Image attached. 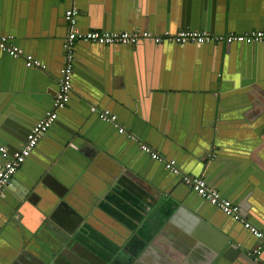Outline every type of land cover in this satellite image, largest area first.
<instances>
[{"label":"crops","instance_id":"crops-1","mask_svg":"<svg viewBox=\"0 0 264 264\" xmlns=\"http://www.w3.org/2000/svg\"><path fill=\"white\" fill-rule=\"evenodd\" d=\"M46 1L0 0L4 11L9 10L11 15H18L21 19L37 15V9L43 11V18ZM50 1L52 4L57 3V8L62 2ZM180 1L146 0L145 3L144 0H81L80 4L87 8L88 16L79 21V29L82 32H103L99 28L91 27L116 28L119 27L117 22H121L122 27L129 24L130 16L140 12L143 7L146 11L143 15L138 14V18H149L152 24H159L163 29L168 15L167 3L170 2L177 11ZM162 4L164 9L161 8ZM187 9L186 2L185 12ZM189 10L191 12V8ZM206 12L208 15L210 9ZM210 22L212 31L209 33L215 35L223 31L227 34L244 33L253 29L264 30V0H212L208 25ZM53 42L57 44L53 45L48 57L52 69H55L56 64L52 62L56 56L54 50L59 48L61 52L62 43L61 40ZM38 46L46 52V42L40 40ZM77 54L81 72L90 75L103 86V100L116 101V106H112L113 111L119 112L128 123V134L141 139L144 137L153 143V148L158 147L159 153L176 160L182 169L195 172L202 169L194 152L206 149L205 145L215 135L216 143L221 145L219 159L222 160L213 168L212 182L208 184L212 188L215 184L223 197L238 204L243 216L259 227L254 221L261 223L264 220V47L237 46L226 52L213 47L178 50L166 45H142L138 49L115 52L109 47L100 48L78 43ZM218 73L220 77H217ZM42 78L48 79L42 73L27 71L22 63L0 64V146L9 149L8 146L17 148L20 144L13 138L14 135L19 136L21 124L17 117L24 116V110H37L38 113L45 95L43 93H46L37 87L38 80ZM46 96L49 103L48 93ZM78 117L79 113L73 109H68L61 115L58 124L51 130L50 141L44 143L41 150L39 142L33 153H37V157L29 161L27 171L22 174L25 179V174L38 160L47 159L49 149H56L53 144L66 149L57 159L59 161H56L57 166L61 167L57 169L56 175L53 173L54 177L50 179L52 184L48 185L45 181L36 188L35 194L28 195L33 207L46 209L48 201L53 202L56 197L54 191L57 190L53 179L73 187V192L68 195L72 202L75 201L74 198L83 200L84 203L93 201L92 192H102L101 175L111 166V163L99 157L102 151L98 149L97 143L109 136L112 139L109 150L113 156L126 161V158L129 161L134 158L138 167L148 165L147 172L151 179L159 174L158 170L162 171L160 174L169 177L160 164L154 163L147 155L140 154L134 144L118 134L115 135L114 129L109 127L105 129L107 131L99 132L94 137L96 127L87 125L84 128L86 122L82 120L85 123L79 125L77 130L84 131V137L77 133L71 140L66 132L72 135L77 131L71 127V123ZM65 136L67 146L63 145L65 141L60 140ZM158 138L162 141L161 146L156 141ZM2 162L0 155V168ZM90 186H94L95 190ZM16 188L20 190L22 185L18 183ZM176 188V195L190 194L185 185L177 184ZM171 193L167 187L164 195L169 199L163 201L166 210L158 223H168L172 215V210L169 209L172 203ZM1 206L0 199V211ZM103 215H96L95 233H99V236L84 240V243L86 249L93 248L100 252L101 254L95 255L107 263L113 257H110L107 250L118 246L116 252L122 251L115 264H122L124 261L135 264L142 249L154 237L155 246L150 247L145 253V259L137 264H201L205 257L210 258L207 251L212 248V244L202 236L207 229L198 219L199 215L192 210L183 208L174 221H171L166 233L160 236L151 228L153 222L149 218L144 230L137 234L130 245V237L125 239L124 232H121L122 236L114 246L104 236L109 233V226L114 224ZM5 235V240L0 242V264H11L13 259L9 261L4 258V251L8 249L21 252L23 244L19 237H12L7 233ZM126 245L129 247L123 250ZM216 263L214 261L212 264Z\"/></svg>","mask_w":264,"mask_h":264},{"label":"water","instance_id":"water-1","mask_svg":"<svg viewBox=\"0 0 264 264\" xmlns=\"http://www.w3.org/2000/svg\"><path fill=\"white\" fill-rule=\"evenodd\" d=\"M61 1V5L57 8V3L52 4L50 0V3L47 0L44 17L42 18L43 11L41 12L37 9V15L30 18L28 17V19H21L18 15H11L9 10L4 11L0 2V35L8 38L10 43L21 48L26 55L33 54L32 56L40 61L45 68H29L26 66V59L24 57L11 56L2 51L1 48L0 64L4 62L22 63L27 71L42 73L45 77H48V79L42 78V80H38L37 82L38 89L43 90V92L46 91V93H43L45 95H43L44 97L40 104V109H38V113L37 110H33V112L24 110V116L20 118L17 117L21 124L20 130H18L19 136L16 137L14 135L13 138L20 144H18L17 148L8 146L9 149H7V153L9 155H13L24 146L32 128L37 122L45 118L47 112L52 109L53 103L59 94V79L65 62L64 44L69 31L65 17L66 11L71 7H75L79 11L77 16L78 29L79 21H82L88 16L87 8L80 4L81 0ZM144 1L146 3V0ZM186 2L188 9L185 12L184 7ZM211 2L212 0H181L180 8H178L177 11L174 10V7L171 6L170 2L167 3L166 8L168 15H166L165 12L166 22L163 29V26L161 27L159 24H152L149 18H138V14L143 15L145 13L146 9H144V7L140 12L138 11L135 15L130 16L128 20L130 23L123 26L121 25L122 27H120L121 22H117L119 27L116 28L97 26L91 28H99L103 30V32L107 31L115 33H131L133 31L144 32L145 30H150L154 33H164L168 31L172 34H175L178 30H205L210 32L212 31V27L211 22L208 25V21L211 17ZM9 4H11V1H9ZM163 5L164 4H162L161 8H163ZM190 8L191 12L189 10ZM209 9L210 12L207 15L206 10L209 11ZM150 16L151 14H149V17ZM79 31L82 32L81 29H79ZM88 32L89 31L82 33ZM219 34L224 35L225 31ZM40 40H43L47 44V50L45 53L40 46H38ZM53 40H61L62 43L61 52L57 46V49L54 50L56 51V56L52 62L56 64L55 69H52L51 60L48 57V53L53 45L57 44L56 42H53ZM78 43L93 45L94 47L100 48L109 47L115 52L120 50L125 52V49H138L139 46L141 47L142 45L155 47L166 45L178 50H186L190 48L207 49L208 47H213L221 49L222 51L224 49L226 52L228 49L237 46L264 47V44L260 43L228 44L214 41L208 44L184 45L174 42L156 44L150 41H140L136 45L117 44L111 46L79 41L76 43L72 90L69 101L66 106L60 110L53 126L39 141L41 142L40 150L44 143L50 141L49 138L52 135L51 130L54 129L53 127L55 124H58L61 115L68 109H73L76 110L80 116L74 118L71 123V127L75 131L79 128V125L82 126L86 122L84 128L87 125H94L96 127L94 131L95 137L99 132L104 133L107 131L105 129H108L109 127L114 129L115 135L118 134L121 138L134 144L135 149L140 154L147 155L151 158V155L144 153L140 149V143L137 140L128 137V123L124 121L125 119L121 117L119 112L113 111L112 106H116V101L112 100L106 102L103 100L105 98L103 86L93 80L90 75L81 72L77 54ZM52 70L56 71L53 72ZM217 77H220L219 73L217 74ZM47 93L49 95V103L46 96ZM92 108L110 110L116 115L117 121L111 123L101 119L96 112L92 111ZM82 120H85V122L82 123ZM120 128H123L125 133H120ZM77 133L84 137V131L80 130L73 132V136L66 132V136H69L72 140ZM66 136L60 139L63 142L65 141V143H63L65 146L68 145ZM111 140L112 139L109 136L105 140L100 139L98 141L99 143H97L98 149L102 151L100 152L99 157L104 161L111 163L110 169H106V173L101 175L103 181L102 192L100 194L92 192V195L94 196L93 201H87V199H85L87 202L84 203L83 200L74 198L75 201L72 202L68 195L73 192V187L66 182L61 181L58 183L53 179V183L57 188V190L54 191L56 197L53 202L48 201L49 205L46 209L41 210L38 206L33 207L28 198L30 194L36 193L35 190L41 186V183H45L46 181L48 185L52 184L50 179L54 177L53 173L56 175L57 169L61 167V165L57 166L56 163L59 161H57V159L63 155L66 149H62L64 146L59 147L57 144H53L56 145V149L55 147L54 149H49V157L47 159L44 158L38 160L35 166L25 174L24 179L22 174L27 171L29 161L37 157V153L33 155L36 148L32 151L26 162L14 174L11 182L0 192V199L2 201L0 211V242L5 240L4 235L7 233L12 237L14 235L19 237L23 244L21 252L20 250L15 251L5 248L4 258H7L9 261L13 259L11 264H20V262H23V264H97L96 261L100 262L99 264H115L122 251L121 250L119 253L116 252L118 246H116V248H109L107 250L108 252L106 251L110 254V257L113 256L108 263L96 256V252L93 253L96 250H93V248L85 250L84 240L99 236V233H95L97 231L96 215L98 213L102 215L104 214L105 218L114 224L109 226V228L111 227L109 233L104 234L105 238L111 241V244L114 246L116 245L117 239L122 236L123 232V237L125 239L129 237L132 238V240L129 238L128 241V244L130 245L137 234L144 230L149 218H151V221L153 222L151 228L156 230L157 236L165 234L171 221H174L183 208L192 210L199 215L198 219L207 229L202 236L207 238L212 244V248L207 251L210 258L207 259L205 257V260L200 262L201 264H212L214 261L217 262L216 264H264V239L254 236L248 229L244 228L241 220H236L223 213L219 208L201 197L196 191L183 183L182 175L172 173L165 168L164 163L151 158L154 163L160 164L169 175V177L162 175L160 174L162 171L158 170L159 174H155L154 178L151 179L149 178L151 175L147 172L148 165L138 167L135 164L134 158L130 161L126 158V161L120 157L113 156V153L109 150ZM142 141L153 146V143L144 137H142ZM156 141L161 146L162 141L159 138L156 139ZM205 146L206 149L202 150V152H194L199 158V163L202 169L196 172L187 169L182 170L185 173L191 172L194 176L203 177L209 183L212 182L211 172L213 168L217 163L221 162L220 160H222L219 159L221 145L216 143V136L214 135L209 139L208 144ZM154 148L158 151V147ZM42 150L45 149L42 148ZM160 154L163 155V153ZM2 159V164H4L6 160L4 158ZM155 171L157 172V170ZM70 181H72V179H70ZM17 182L22 185V189L18 190V188H16L18 186ZM177 184L185 185V189L189 190L190 194L183 196L180 192L181 194L176 195L174 192H178L176 188ZM167 187L172 191L170 198L172 203L169 206V209L172 210V215L169 218L168 223L163 224L162 222L158 223L157 221L162 220L166 210L163 201L165 202L169 199L168 196L164 195ZM90 188L95 190L94 186H90ZM213 188L217 190L215 184ZM241 215L243 216L242 213ZM243 218L248 220L244 216ZM260 222L261 223L254 221V223L259 225L258 228L264 232V220H261ZM116 225H118V227H116ZM133 229L136 230L133 231ZM124 238L123 241L125 240ZM154 240L155 237L153 239L151 238L149 245L146 246L145 249H142L139 254L140 257L135 264L139 261L142 262L145 259V253L149 251L150 247L155 246ZM206 241L205 243H207ZM129 245L123 247V250L127 249ZM89 250L90 254L87 253ZM10 252H13V254L10 255ZM97 253L101 254L98 251ZM160 253L164 252L160 251ZM94 255L98 260H94ZM122 264H129V261H124Z\"/></svg>","mask_w":264,"mask_h":264},{"label":"built area","instance_id":"built-area-1","mask_svg":"<svg viewBox=\"0 0 264 264\" xmlns=\"http://www.w3.org/2000/svg\"><path fill=\"white\" fill-rule=\"evenodd\" d=\"M79 11L75 7H71L66 11L65 17L68 24V34L65 39V62L64 67L60 74V91L53 103L52 109L47 112L45 118L40 120L32 128L27 137V141L24 146L14 153L9 155L7 149L4 146L0 147V153L2 158L6 161L0 168V192L3 191L7 185L11 182L14 174L18 169L26 162L32 151L37 147L39 141L44 134L53 126L55 120L61 109H63L69 101L70 93L72 90V79L74 73V62L76 43L79 41L91 42L100 45H136L140 41H150L156 44H163L165 42H174L177 44H208L214 42H224L228 44L232 43H245V44H264V30H249L244 33H227L224 35H215L207 31L198 30H178L175 34L168 31L164 33H154L152 31L137 32H101L90 31L88 33H82L77 28V16ZM0 48L5 53L14 57H24L26 59V66L45 68L44 65L30 54H25L24 51L16 45L9 42L8 38L0 35ZM93 112H96L101 119L115 123L117 121L116 115L110 110H100L92 108ZM120 133H125L123 128L119 129ZM128 137L137 140L140 144V149L151 155L153 160H158L165 164V168L174 174L182 175V181L185 185L196 191L201 197L205 198L212 205L219 208L223 213L241 220L244 228L248 229L254 236L264 239V232H262L257 226L253 225L250 221L245 220L241 215V210L238 204L223 197L221 193L212 188L203 177H197L192 174L183 172L182 168L177 164V161L170 159L158 151L152 146L142 141L139 136L128 134Z\"/></svg>","mask_w":264,"mask_h":264},{"label":"flooded vegetation","instance_id":"flooded-vegetation-1","mask_svg":"<svg viewBox=\"0 0 264 264\" xmlns=\"http://www.w3.org/2000/svg\"><path fill=\"white\" fill-rule=\"evenodd\" d=\"M85 250H87V249H85ZM95 252L97 253V251H94L93 253H95ZM87 253L90 254V250H89ZM96 253H95V254H96ZM97 254H98V253H97ZM95 259L98 260V258L95 257V255H94V260H95ZM96 263L99 264L100 262L96 261Z\"/></svg>","mask_w":264,"mask_h":264}]
</instances>
